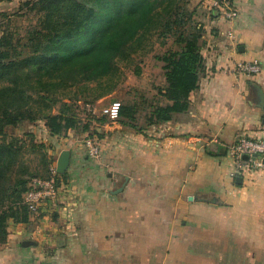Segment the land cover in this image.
<instances>
[{"label": "crops", "instance_id": "obj_1", "mask_svg": "<svg viewBox=\"0 0 264 264\" xmlns=\"http://www.w3.org/2000/svg\"><path fill=\"white\" fill-rule=\"evenodd\" d=\"M27 1H0V36ZM231 5L237 17L215 20L201 41L198 87L171 121L99 128L97 159L85 133L28 123L56 163L63 150L69 162L52 209L10 223L0 264H264V167L237 169L230 151L264 136V0ZM251 60L257 74L238 66Z\"/></svg>", "mask_w": 264, "mask_h": 264}, {"label": "trees", "instance_id": "obj_2", "mask_svg": "<svg viewBox=\"0 0 264 264\" xmlns=\"http://www.w3.org/2000/svg\"><path fill=\"white\" fill-rule=\"evenodd\" d=\"M181 1L30 0L23 4L35 22L24 29L20 49L13 40L16 30L7 28L0 36V246L6 242L10 223L28 220L31 214L23 203L28 182L46 177L51 161L43 141L33 144L32 148L41 147L46 167L44 175H35L24 158L31 146L24 148L23 139L8 129L41 122L54 136L68 130L95 132L93 124L103 123L104 118L86 112L80 103H95L110 94L122 81L121 64L145 50L152 36L165 33H173L179 47L159 58L166 81L159 94L165 103L149 106L147 126L171 121L188 110L189 95L203 72L202 32L190 26V16L185 19ZM135 113L133 105L120 102V125L144 130L137 126Z\"/></svg>", "mask_w": 264, "mask_h": 264}, {"label": "rangeland", "instance_id": "obj_3", "mask_svg": "<svg viewBox=\"0 0 264 264\" xmlns=\"http://www.w3.org/2000/svg\"><path fill=\"white\" fill-rule=\"evenodd\" d=\"M181 5L184 10L185 19L187 16H190V26L196 25L201 29L202 41L209 33H214V27L212 26L215 20H228L225 15L228 11L227 7L232 8L231 0H182ZM26 10L27 7L21 12V15L13 13V22L8 26L10 30L17 31V35L13 40L17 43L18 50L21 47V42L24 41L22 38L24 29L30 21L32 23L35 22V18L32 20L33 13H27ZM0 19L3 20V18ZM178 47L179 43L173 36V33L152 36L145 50H139L132 54L128 63L121 64L124 72L122 81L106 96L105 103L118 101L122 104L133 105L136 109L135 122L137 126H143L147 129L146 115L149 106L165 103V99L159 94V90L166 84L162 68L163 63L159 58L168 52L176 50ZM53 108L58 109V106L54 105ZM41 129L42 127L35 128L33 139L28 135L32 129L27 123H24L17 129H8V133L11 135L15 134L23 139L24 148L30 149V146L32 148L33 144L34 146L39 145L38 142L41 141V137L43 136ZM31 139L33 140L32 144ZM41 152L42 150L39 146L30 149L24 154L29 168L35 175H44L46 173Z\"/></svg>", "mask_w": 264, "mask_h": 264}, {"label": "built area", "instance_id": "obj_4", "mask_svg": "<svg viewBox=\"0 0 264 264\" xmlns=\"http://www.w3.org/2000/svg\"><path fill=\"white\" fill-rule=\"evenodd\" d=\"M226 17L235 19L237 10L227 7ZM238 66L247 74H257L260 71V64L257 60L239 63ZM99 101V100H98ZM98 101L95 103H80L81 107L92 115L104 118L103 123H96L95 132L85 133L82 140L86 156L97 159L102 154V138L100 137L101 127H117L119 123L120 102L110 101L106 105L97 108ZM101 124V125H100ZM230 151L234 156L235 166L242 171L260 169L264 167V136L241 137L231 145ZM248 156L244 160L242 156ZM51 157V156H50ZM46 177H33L29 180L27 190L23 195V203L29 214H38L42 210H51L57 201L60 193L61 182L59 173L56 170L55 159L51 158L47 168Z\"/></svg>", "mask_w": 264, "mask_h": 264}, {"label": "water", "instance_id": "obj_5", "mask_svg": "<svg viewBox=\"0 0 264 264\" xmlns=\"http://www.w3.org/2000/svg\"><path fill=\"white\" fill-rule=\"evenodd\" d=\"M242 158H243L244 160H247V159H248V156L244 155V156H242ZM68 162H69V151H68V150H63V151L60 153V155H59V157H58V160H57V163H56V170H57V172H58L59 174H63V173L65 172V170H66V168H67V166H68ZM236 182H237V183H240V182H241V178H240V177H237V178H236ZM121 190H122V188L120 187V188H118L117 190H115L114 193H118V192H120ZM215 201H216V199L213 198V199H212V202H215ZM31 243H32V242L27 241V242H25L24 244H25V245H28V244H31Z\"/></svg>", "mask_w": 264, "mask_h": 264}]
</instances>
